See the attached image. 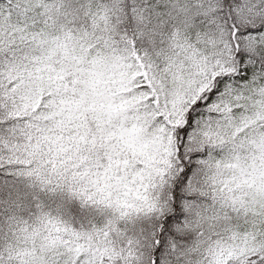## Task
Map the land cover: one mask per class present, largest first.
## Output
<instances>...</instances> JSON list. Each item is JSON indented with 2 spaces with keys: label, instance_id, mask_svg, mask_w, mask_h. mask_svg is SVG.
<instances>
[{
  "label": "snow or ice",
  "instance_id": "6c2138e0",
  "mask_svg": "<svg viewBox=\"0 0 264 264\" xmlns=\"http://www.w3.org/2000/svg\"><path fill=\"white\" fill-rule=\"evenodd\" d=\"M0 264H264V0H0Z\"/></svg>",
  "mask_w": 264,
  "mask_h": 264
}]
</instances>
